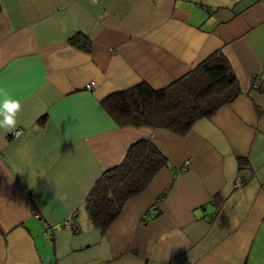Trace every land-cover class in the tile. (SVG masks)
I'll return each mask as SVG.
<instances>
[{"label": "crops", "instance_id": "crops-1", "mask_svg": "<svg viewBox=\"0 0 264 264\" xmlns=\"http://www.w3.org/2000/svg\"><path fill=\"white\" fill-rule=\"evenodd\" d=\"M217 51L240 94L186 136L104 109ZM0 85L22 101V134L0 129V264H264V0H0ZM138 140L166 165L100 234L85 201Z\"/></svg>", "mask_w": 264, "mask_h": 264}, {"label": "trees", "instance_id": "trees-1", "mask_svg": "<svg viewBox=\"0 0 264 264\" xmlns=\"http://www.w3.org/2000/svg\"><path fill=\"white\" fill-rule=\"evenodd\" d=\"M70 44L86 53L91 49L83 35L71 38ZM239 94L228 60L217 51L164 89L140 84L107 97L103 106L120 128L163 129L184 137L196 122L212 118ZM165 165V158L150 141L133 143L121 164L102 174L85 201L94 228L105 234L126 203L140 195Z\"/></svg>", "mask_w": 264, "mask_h": 264}, {"label": "clouds", "instance_id": "clouds-1", "mask_svg": "<svg viewBox=\"0 0 264 264\" xmlns=\"http://www.w3.org/2000/svg\"><path fill=\"white\" fill-rule=\"evenodd\" d=\"M21 111L22 101L15 98L6 87L0 85V129H4L6 133L19 135L16 129L19 123L17 117ZM59 199L66 201L68 196L64 194L59 196Z\"/></svg>", "mask_w": 264, "mask_h": 264}, {"label": "built area", "instance_id": "built-area-1", "mask_svg": "<svg viewBox=\"0 0 264 264\" xmlns=\"http://www.w3.org/2000/svg\"><path fill=\"white\" fill-rule=\"evenodd\" d=\"M97 0H94V2H96ZM94 86V82H90L87 86H86V89L87 90H90L92 87ZM261 85L260 83L258 82H253V88L254 89H260ZM16 132L19 133V135H13V137H18L22 134V130L19 129V130H16ZM243 184V179L241 177H237L235 182H234V187L236 188H240ZM147 214L149 215H152V216H155L157 214V209H156V206H153L151 208L148 209L147 213L144 215V218H146ZM64 227L71 230V231H74V232H77V226L70 220L68 219L65 223H64Z\"/></svg>", "mask_w": 264, "mask_h": 264}]
</instances>
